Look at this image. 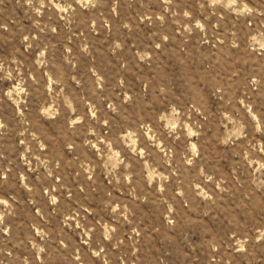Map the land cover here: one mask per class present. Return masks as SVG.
Wrapping results in <instances>:
<instances>
[{
    "label": "rangeland",
    "instance_id": "rangeland-1",
    "mask_svg": "<svg viewBox=\"0 0 264 264\" xmlns=\"http://www.w3.org/2000/svg\"><path fill=\"white\" fill-rule=\"evenodd\" d=\"M0 264H264V0H0Z\"/></svg>",
    "mask_w": 264,
    "mask_h": 264
}]
</instances>
